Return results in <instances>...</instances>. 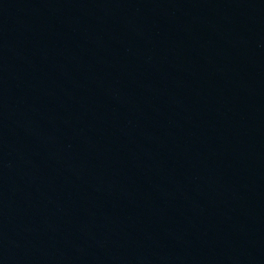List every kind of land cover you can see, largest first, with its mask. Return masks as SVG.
I'll return each mask as SVG.
<instances>
[{
	"label": "water",
	"instance_id": "1",
	"mask_svg": "<svg viewBox=\"0 0 264 264\" xmlns=\"http://www.w3.org/2000/svg\"><path fill=\"white\" fill-rule=\"evenodd\" d=\"M264 59V0H186Z\"/></svg>",
	"mask_w": 264,
	"mask_h": 264
}]
</instances>
